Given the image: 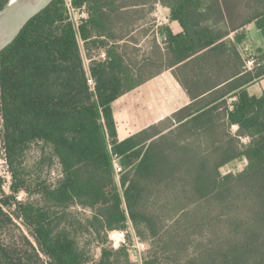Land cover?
I'll list each match as a JSON object with an SVG mask.
<instances>
[{
	"label": "trees",
	"instance_id": "16d2710c",
	"mask_svg": "<svg viewBox=\"0 0 264 264\" xmlns=\"http://www.w3.org/2000/svg\"><path fill=\"white\" fill-rule=\"evenodd\" d=\"M71 4L86 17L53 0L0 51V264H140L110 239L129 227L152 245L142 264H264V93L248 90L264 47L240 50L249 24L264 42V0ZM159 5L180 33L157 24ZM170 69L190 102L120 139L114 101ZM240 157L242 172L221 173Z\"/></svg>",
	"mask_w": 264,
	"mask_h": 264
},
{
	"label": "rangeland",
	"instance_id": "374dc122",
	"mask_svg": "<svg viewBox=\"0 0 264 264\" xmlns=\"http://www.w3.org/2000/svg\"><path fill=\"white\" fill-rule=\"evenodd\" d=\"M72 0H67L70 9L71 14L74 17L75 20H80L84 17H86V14L84 13V9L79 10L73 8L71 4ZM166 9L165 7L159 5L158 10L155 12V16L157 18V24L162 25L166 24L168 25L170 22L169 20H166ZM163 21V22H161ZM152 21L150 19V23L147 24L148 27H151ZM176 27L177 24H175ZM146 26V27H147ZM243 32L246 35V40L240 45V50L244 57L250 58L253 55H257L258 50L260 47H264L263 39L260 38L259 32L256 30L255 24H249L245 27ZM103 51H99L96 48L91 49V55L96 57H103ZM86 64H90L89 58L86 59ZM167 73L161 74L158 77H155L146 83L140 85L139 87L130 90L126 93H124L122 96H120L116 101L113 103V110L115 113V117L117 120L118 130H119V136L120 138L130 135L131 133L139 130L140 128H143L149 124L152 123V121H155L159 118H163L169 113H171L172 110H174L176 107L179 106L180 103H182V100H175L173 98V85L169 82ZM248 90L251 94L260 95L264 93V79L259 80L258 82H255L251 84L248 87ZM236 129V128H234ZM244 143H247L249 140L248 138H243L242 140ZM40 144H34L31 149L28 152V163L32 165L30 168L32 172V176H37L39 173V170L37 168L33 167L34 161L39 157L40 155ZM248 164V160L245 157H240L236 160H233L226 165L221 167V173L222 174H228V173H240L242 172ZM36 172V173H35ZM59 167L58 165H54V170L52 172L53 177L59 175ZM0 174L4 178L3 182V189L6 193H11L10 185L12 181L11 174L8 171V167L6 164V161L4 159V152L2 149V146L0 144ZM28 197V194L24 191H21L18 194V199L23 201L26 200ZM80 210V209H78ZM81 211V210H80ZM84 212V211H83ZM120 231V230H116ZM116 231H112L110 234V239L112 240L117 237ZM125 231V243H129V246L131 247V259L132 261L136 263L142 264V258L153 256V248L152 245L149 244V246L144 244L137 236L132 227H129ZM131 239V240H130ZM91 247L93 250V253L96 256H99L100 254V247L98 243L91 242ZM158 257V264H178L177 261L174 259L168 258L167 253H157Z\"/></svg>",
	"mask_w": 264,
	"mask_h": 264
},
{
	"label": "water",
	"instance_id": "95a60500",
	"mask_svg": "<svg viewBox=\"0 0 264 264\" xmlns=\"http://www.w3.org/2000/svg\"><path fill=\"white\" fill-rule=\"evenodd\" d=\"M53 0H22L17 5L8 2L0 9V51L14 41L27 23L48 7Z\"/></svg>",
	"mask_w": 264,
	"mask_h": 264
},
{
	"label": "crops",
	"instance_id": "0c3cea01",
	"mask_svg": "<svg viewBox=\"0 0 264 264\" xmlns=\"http://www.w3.org/2000/svg\"><path fill=\"white\" fill-rule=\"evenodd\" d=\"M165 9H166V17L165 18H169V13H170V11H169V9L168 8H166L165 7ZM157 10H158V8H157ZM161 22H163V21H161ZM169 25L171 26V28L173 29V31L175 32V33H180L181 31H182V27L180 26V23L178 22V21H172V20H170V18H169ZM175 24H177V26L178 27H176V25ZM164 73H167L168 75V78H169V80L167 81L168 83L170 82L172 85H173V89H174V92H173V98L175 99V100H182V103H180L179 104V106L178 107H176L174 110H172L171 111V113H173L174 111H176L177 109H179L180 107H182V106H184V105H186L187 103H189L190 102V97L188 96V94L186 93V91L184 90V88L181 86V84L179 83V81L176 79V77L174 76V74H173V72H172V70L170 69V70H166V71H164L163 73H161V74H164ZM161 74H159V75H157V76H155V77H158V76H160ZM154 77V78H155ZM153 79V78H152ZM151 80V79H150ZM149 81V80H148ZM146 83V82H145ZM171 113H169V115L171 114ZM168 116V115H167ZM166 117V116H165ZM164 118V117H163ZM160 119H162V118H159V119H157V120H155V121H152V123H154V122H157V121H159ZM151 123V124H152ZM150 125V124H149ZM148 126V125H147ZM146 127V126H145ZM144 128V127H143ZM140 129H142V128H140ZM139 129V130H140ZM138 131V130H137ZM136 132V131H135ZM118 133H119V130H118ZM134 133V132H133ZM133 133H131V134H133ZM130 134V135H131ZM129 136V135H128ZM127 136H125V137H122V138H120V136H119V138L120 139H124V138H126Z\"/></svg>",
	"mask_w": 264,
	"mask_h": 264
},
{
	"label": "built area",
	"instance_id": "2783aa9c",
	"mask_svg": "<svg viewBox=\"0 0 264 264\" xmlns=\"http://www.w3.org/2000/svg\"><path fill=\"white\" fill-rule=\"evenodd\" d=\"M166 20H169V18H165ZM254 65V59H249L247 61V66L249 68H251L252 66ZM90 82L93 83V80L90 79ZM116 167H117V170H119V165L118 163H116ZM116 235L117 237H115V239H113V247L115 248H118L120 247L123 243L126 242V239H125V231L124 230H120V231H116Z\"/></svg>",
	"mask_w": 264,
	"mask_h": 264
},
{
	"label": "bare ground",
	"instance_id": "6f19581e",
	"mask_svg": "<svg viewBox=\"0 0 264 264\" xmlns=\"http://www.w3.org/2000/svg\"><path fill=\"white\" fill-rule=\"evenodd\" d=\"M22 0H9L10 5H17L18 3H20ZM27 1H31V0H27Z\"/></svg>",
	"mask_w": 264,
	"mask_h": 264
}]
</instances>
